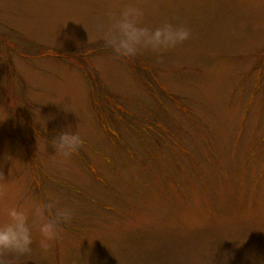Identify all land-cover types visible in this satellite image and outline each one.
Returning <instances> with one entry per match:
<instances>
[{"label":"rangeland","instance_id":"obj_1","mask_svg":"<svg viewBox=\"0 0 264 264\" xmlns=\"http://www.w3.org/2000/svg\"><path fill=\"white\" fill-rule=\"evenodd\" d=\"M128 3L191 39L115 58L94 21ZM0 174V223L74 210L17 264H264V0H0Z\"/></svg>","mask_w":264,"mask_h":264},{"label":"clouds","instance_id":"obj_2","mask_svg":"<svg viewBox=\"0 0 264 264\" xmlns=\"http://www.w3.org/2000/svg\"><path fill=\"white\" fill-rule=\"evenodd\" d=\"M143 8L124 4L109 9L95 18L94 29L104 47L111 49L115 58L134 59L144 53L157 57L183 45L191 39V30L183 23L164 21L157 27L144 24ZM78 24V23H77ZM89 35V34H88ZM93 37L89 35V42ZM56 154L70 159L84 146L85 140L79 131L62 132L51 141ZM4 177L0 174V182ZM6 187L0 183V201L6 197ZM7 219L0 223V264H17L23 256L32 252V229L40 235L39 247L47 253L52 245L63 238L65 225H70L74 210L62 207L59 199L49 195L46 200L24 207L6 208Z\"/></svg>","mask_w":264,"mask_h":264}]
</instances>
